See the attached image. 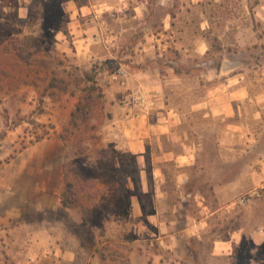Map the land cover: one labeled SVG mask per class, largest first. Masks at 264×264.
Instances as JSON below:
<instances>
[{
    "label": "rangeland",
    "instance_id": "rangeland-1",
    "mask_svg": "<svg viewBox=\"0 0 264 264\" xmlns=\"http://www.w3.org/2000/svg\"><path fill=\"white\" fill-rule=\"evenodd\" d=\"M256 1L79 0L88 9L82 18L97 27L81 63L68 28L74 0H0V170L37 142L52 143L46 149L54 151L60 143L63 189L66 180L72 189L65 194L70 204L39 213L45 230H34L37 237L23 231L0 236V264H158L156 256L171 264H261L264 255L250 254L246 241L229 254L211 253L216 238L228 239L243 227L259 230L263 222L264 121H246V130V122L237 121L236 142L218 145L212 118L193 108L218 84L222 63L250 75L251 90L264 86V30H255L256 15L246 8ZM129 75L134 84H126ZM111 81L125 86L123 92L110 94ZM152 83L162 103L184 114L201 135L199 170L187 183L203 195V205L186 201L192 204L181 207L174 227L196 230L198 224L203 233L179 234L173 253L152 239L148 222L135 221L126 203L98 188L101 167L115 164L116 152L102 145L104 137L117 115L154 106ZM126 93L142 95L149 106L121 103ZM5 188L2 197H17L16 189ZM181 211L197 219L208 215V225L187 223ZM22 245L38 252L23 253Z\"/></svg>",
    "mask_w": 264,
    "mask_h": 264
},
{
    "label": "crops",
    "instance_id": "crops-1",
    "mask_svg": "<svg viewBox=\"0 0 264 264\" xmlns=\"http://www.w3.org/2000/svg\"><path fill=\"white\" fill-rule=\"evenodd\" d=\"M74 3L75 6L72 9L69 8L67 12L70 19L68 28L71 34L74 33L72 39L78 48L76 54H80L78 60L83 63L82 60L87 54L85 49L88 44H91V40L95 39L93 33L97 27L92 24L91 20L88 22L89 18H82L88 12L87 7L81 6L79 0H74ZM251 5L252 7L246 5V8L247 12L256 15L254 17L257 27L255 30L263 31L264 0H257ZM250 27L256 34L253 24ZM226 68H229L228 71H223ZM259 68L261 69L260 74L264 75V66ZM216 75L219 79L218 84L213 85V88L206 93L204 98L197 101L193 108L204 110L203 115L212 118V137L220 145L223 139L236 142L237 132L242 125L237 121H244V123L264 121V86L256 92L251 90V76L246 72L236 70L231 64L222 63ZM132 78L131 75L126 78L127 85L134 84ZM261 80H264V76ZM111 82V89L114 88V91L111 90L110 94L123 92L125 86ZM152 96L156 99L154 106L149 110L140 108L141 110L133 115L126 110L127 112L114 118L108 136L104 137L102 145L107 143L113 146L112 150L116 152L115 164L113 167H101L99 174L102 176L98 177V188L104 190L107 196L126 203L131 208L130 216L135 221L148 222L151 228L147 229V232L152 234V239L160 240V243L166 246L165 250L170 248L171 251L168 253H173L177 243L172 239H176L179 234L189 232L187 233L189 236L196 234L201 237L203 233L198 224H196V227L198 226L196 230L189 225L185 228L176 229L174 227L181 207L192 204H186V201L191 202L196 199L197 204L203 205V195L198 197L199 190L196 187L189 190L187 183L199 170L198 138L201 135L198 134V129L194 128L197 126H193L196 124L187 121L184 114H180L179 110L176 112L177 109L171 108L169 104L162 103L159 90L153 83ZM220 121H226V123L219 124L224 126V129L219 128L217 131L215 128ZM246 124L247 122L243 124L244 127ZM244 129L246 130V127ZM51 144L37 142L31 146L32 148L24 149L5 163L4 169L0 170V236L23 231L24 236L26 233V238L28 232L32 233L30 237H37L36 234L40 231L38 229L45 230L43 221L39 220L41 216L39 213L46 209L61 210L60 194L64 186L62 170L64 149L60 143H54L57 145L53 146H58L56 151L46 149ZM261 170V174L264 175V165ZM120 180L123 183H120ZM6 186L16 189L18 192L16 198L2 197ZM111 205H114V202ZM219 211L220 207L210 214ZM27 212L30 215H35V213L37 215L33 216L34 218L24 215ZM261 212L263 222L259 230H250L246 227L232 230L228 239L222 241L216 238L214 240L211 254L214 256L220 255L221 252L229 254L233 245L237 246L246 241L251 246L250 254L260 250L264 255V208ZM181 214L184 215L187 223L194 219L199 224L208 225L206 220L208 215H202L197 219L188 212L181 211ZM40 223L43 224L41 227ZM34 230L37 232L36 236H33ZM26 238L24 242L27 241ZM32 248L28 245L21 246L23 253L36 254L38 247L37 252H31ZM222 249L224 251H221ZM44 252L41 254H45ZM152 256L156 254L152 253ZM156 258L158 264H171L166 261L162 263L159 257L156 256ZM31 259L37 258L32 256ZM256 261L251 257V263ZM260 262L264 264V257L260 258Z\"/></svg>",
    "mask_w": 264,
    "mask_h": 264
},
{
    "label": "built area",
    "instance_id": "built-area-1",
    "mask_svg": "<svg viewBox=\"0 0 264 264\" xmlns=\"http://www.w3.org/2000/svg\"><path fill=\"white\" fill-rule=\"evenodd\" d=\"M115 77V76H114ZM121 103L125 105H142L144 107L149 106V104L144 103V99L142 98V95H135L133 93H126L123 95L121 99ZM245 198H242V201H244Z\"/></svg>",
    "mask_w": 264,
    "mask_h": 264
},
{
    "label": "trees",
    "instance_id": "trees-1",
    "mask_svg": "<svg viewBox=\"0 0 264 264\" xmlns=\"http://www.w3.org/2000/svg\"><path fill=\"white\" fill-rule=\"evenodd\" d=\"M79 108V105L76 106V110ZM72 116H76V113H72ZM66 186L64 187L62 193H61V203L65 206L67 204H70V202L68 200H66L65 198V194L68 192V193H71L72 189H69V183L68 181L66 180L65 182ZM73 194V193H72Z\"/></svg>",
    "mask_w": 264,
    "mask_h": 264
}]
</instances>
